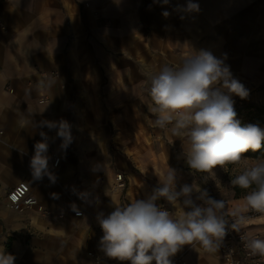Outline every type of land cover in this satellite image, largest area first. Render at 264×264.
Instances as JSON below:
<instances>
[{"label": "crops", "instance_id": "0c3cea01", "mask_svg": "<svg viewBox=\"0 0 264 264\" xmlns=\"http://www.w3.org/2000/svg\"><path fill=\"white\" fill-rule=\"evenodd\" d=\"M172 1L167 16L165 12L145 16V24L154 25L152 33H158V28L163 32L162 43L154 48L161 57L158 69L178 67L186 54L208 49L224 60L232 76L238 68L235 73L241 76L233 78H264V53H260L264 49L256 41L264 29V0H240L235 6L233 0H218L214 9L210 6L214 18L208 36L194 19L186 20L192 13L182 10L186 0ZM255 1V9L249 10ZM193 2L199 4L198 14H203L201 0ZM91 15L82 0H0V249L8 253L9 241L15 264H92L87 251L95 247L99 236L98 216L108 215L120 202L129 204L145 197V186L134 173L137 186L118 190L109 185L113 180L105 153L109 130L103 115L96 113L95 97L102 110L138 107L142 102L135 65L121 67L120 57L114 56L111 73L103 77V62L90 57V51L99 48H90L88 30L96 26L105 37ZM191 23L196 27L192 35L187 32ZM112 38L117 42V36ZM104 41L113 44L108 37ZM61 119L71 125L73 140L66 149L61 148L56 130L42 123ZM41 132L48 137V170L56 177L54 183L47 175L34 178L30 168ZM54 156L60 158L56 166L52 165ZM23 179L38 199L41 213L9 208L6 194ZM172 206L168 211L175 212ZM14 214L22 217L21 224L12 222ZM178 253L188 264H224L218 251L206 253L198 245H184ZM107 264L130 262L109 258Z\"/></svg>", "mask_w": 264, "mask_h": 264}, {"label": "clouds", "instance_id": "9594fccd", "mask_svg": "<svg viewBox=\"0 0 264 264\" xmlns=\"http://www.w3.org/2000/svg\"><path fill=\"white\" fill-rule=\"evenodd\" d=\"M182 10L191 13L199 12L200 8L198 3L187 0ZM233 94L245 99L249 91L233 78L224 60L209 50L192 51L180 66L165 65L149 75V111L155 116V126L161 129L171 126L172 135L186 138L187 163L198 172L212 173L217 167L241 162L244 153L255 152L264 144V129L254 124L242 126L237 119ZM25 123L21 121V126ZM42 123L56 130L62 140L61 148L66 149L72 143L68 121ZM40 135L42 140L34 145L30 161L32 175L36 179L47 175L54 183L56 177L48 170V137L44 132ZM231 184L246 192L245 210L264 213V160L246 166ZM193 192L199 193L197 199L202 204L193 201ZM160 198L176 211L160 208L156 204ZM240 213L239 208L228 210L223 199L211 198L197 185L184 184L177 190L175 170L168 168L147 199L117 205L108 215L98 216L103 232L101 250L111 259L130 264H173L171 258L184 245H198L206 253H215L227 229L240 232L241 225L248 220ZM228 216L234 218L231 223ZM240 238L251 255L264 257V239L247 235ZM0 264H15V257L0 249Z\"/></svg>", "mask_w": 264, "mask_h": 264}, {"label": "rangeland", "instance_id": "374dc122", "mask_svg": "<svg viewBox=\"0 0 264 264\" xmlns=\"http://www.w3.org/2000/svg\"><path fill=\"white\" fill-rule=\"evenodd\" d=\"M219 1L223 2L224 0ZM219 1L201 0L203 14H198V12L193 14L192 12L186 16V20L192 22L194 19L197 26H202L201 33L208 36L209 22L211 17L214 18L212 11L213 15L210 16V6L214 9L215 4ZM237 1L240 0H233L234 6ZM172 4V0H168L167 3L164 0H82V5L90 8L91 17L105 34V37H102L96 26L87 32L90 48L92 49V45L99 48L96 52L91 50L90 57L94 56L96 61L99 59L103 62L100 66L102 76L105 77L104 73H111L109 64L112 61L110 60L116 56L120 57L121 67L127 69L129 65H135L137 83L140 85L138 93L142 104L138 107H113L111 109L104 107L102 110L101 107H98V96L95 97L96 113L100 116L103 115L104 126L109 130L108 152L105 150L107 165L112 166L110 171L113 174V180L114 177L116 178L117 172L122 173L125 185L123 190L129 185L131 188L134 184L137 186L138 183L132 175L134 173L145 186L143 188L145 196L159 186L160 176L168 168H171L176 173L177 190L184 184L197 185L202 191L206 190L211 198L223 199L228 210L239 208L240 214L249 217L246 227L250 232L260 233L264 238V213H248V210H245L244 197L246 194L235 196L234 186L231 184V180L240 174L246 166H250L257 160H264V149L252 152L251 155L259 157L243 155L241 162L236 164H227L223 168L217 167L212 173L198 172L191 169L187 163L188 144L186 138L172 135L171 126L168 129H161L154 124L155 116L149 111V86L146 84V79L149 84V75L160 70L158 69L159 63L156 64L161 58L156 53L160 54V52L154 48L159 47L162 43L160 33L163 32L162 28H158V33H152L150 30L154 29V25L145 24V16L152 18L162 12L168 13L167 10L169 7H173ZM253 5H256V1L250 2L249 10L255 9ZM255 17L254 12V16H250V18ZM146 29L149 31L147 32ZM188 29L187 32L191 35L192 31H196V27L193 28V23L189 25ZM113 36H117V42L113 41ZM258 36L256 41L259 43V48L264 49V45H262L264 44V39H262L264 38V29H260ZM107 37L112 39L113 44L107 41L103 42ZM192 40L193 38H190L191 42ZM236 41L239 40L236 39ZM135 61H138L140 65ZM237 71H239L237 67L236 70L233 69V76H241L239 73H235ZM243 81L249 91L248 97L241 99L234 94L231 96L237 119L240 120L242 126L254 124L264 129V78ZM113 180L112 184H109L110 188L115 185ZM198 196L199 193L193 192L191 198L196 204H202V201L197 199ZM160 200L170 207L171 204L167 200L164 198H160ZM180 202L183 203V197ZM120 206H123L122 202H120ZM172 207L175 209L174 206ZM257 216L262 219L257 220L255 218ZM21 221L22 217L14 214L12 222L21 224L19 223Z\"/></svg>", "mask_w": 264, "mask_h": 264}, {"label": "built area", "instance_id": "2783aa9c", "mask_svg": "<svg viewBox=\"0 0 264 264\" xmlns=\"http://www.w3.org/2000/svg\"><path fill=\"white\" fill-rule=\"evenodd\" d=\"M235 79L239 80L244 86H246L243 80L239 78ZM59 161L60 158L58 156H54L52 160V165H58ZM124 187L125 185L122 173H117L114 188L123 190ZM152 192H149L143 199H147L152 194ZM6 200L9 208L14 211H35L38 213H41L43 211L42 207L38 204V199L35 197V195L31 193L29 183L24 179L17 181L8 190L6 194ZM156 204L162 209L168 210L169 208L160 199L156 201ZM126 205L127 203L123 202V206ZM247 212L250 214L258 213L250 209ZM46 213H48V211H46ZM227 219L230 221V223L234 220V218L231 216H228ZM248 220L245 224L241 225L240 232L233 231L230 227L227 229V234L220 248L218 249V253L220 254L224 264H264V257H261L259 255H251L248 250L244 247V243L241 241L240 237L242 235L264 239L261 237L260 233L249 231V228L246 227L248 224ZM97 231L99 236L96 240V245L94 248L87 251V255L90 257L92 264H107L109 257H107L105 253L101 250L100 240L103 236V232L99 224L97 225ZM171 259L174 264H188V261L181 253H177Z\"/></svg>", "mask_w": 264, "mask_h": 264}, {"label": "trees", "instance_id": "16d2710c", "mask_svg": "<svg viewBox=\"0 0 264 264\" xmlns=\"http://www.w3.org/2000/svg\"><path fill=\"white\" fill-rule=\"evenodd\" d=\"M264 149V144H262L261 150ZM253 151L249 150L248 152L244 153L243 155L252 156V157H259V156H253L251 155ZM235 196H240L243 194H246L244 190L239 189L238 187L234 186ZM6 250L9 254H12V252L9 250V241L6 242ZM13 255V254H12ZM16 260V259H15Z\"/></svg>", "mask_w": 264, "mask_h": 264}, {"label": "bare ground", "instance_id": "6f19581e", "mask_svg": "<svg viewBox=\"0 0 264 264\" xmlns=\"http://www.w3.org/2000/svg\"><path fill=\"white\" fill-rule=\"evenodd\" d=\"M257 220H261L262 219V217H260V216H257V217H255Z\"/></svg>", "mask_w": 264, "mask_h": 264}]
</instances>
